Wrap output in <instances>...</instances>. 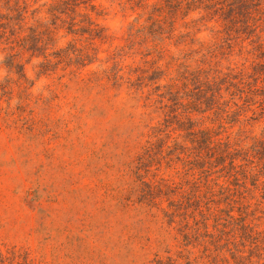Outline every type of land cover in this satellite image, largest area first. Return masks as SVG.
<instances>
[{
	"label": "rangeland",
	"instance_id": "rangeland-1",
	"mask_svg": "<svg viewBox=\"0 0 264 264\" xmlns=\"http://www.w3.org/2000/svg\"><path fill=\"white\" fill-rule=\"evenodd\" d=\"M185 160L209 209H183ZM0 252L264 264V0H0Z\"/></svg>",
	"mask_w": 264,
	"mask_h": 264
},
{
	"label": "trees",
	"instance_id": "trees-1",
	"mask_svg": "<svg viewBox=\"0 0 264 264\" xmlns=\"http://www.w3.org/2000/svg\"><path fill=\"white\" fill-rule=\"evenodd\" d=\"M64 4L66 6H69L71 12H75L74 9L78 6V3H64ZM55 8H56V6L51 8L52 15H54V13L56 12ZM89 9H90V12H94L97 16H100V15H98L96 13L97 6H95L94 4L89 3ZM63 10H66V9H63ZM87 21L90 24H93L92 22H90V19H87ZM95 27H97L96 24H95ZM93 30L95 31L96 29H93ZM95 36H100V35H95ZM6 66H8V67L19 66V68H20V65H18V63H17V61L15 59V55H12L8 59V61L6 62ZM179 79L184 81V82H182V84L185 85V86L187 85L186 83L188 82V80H190L185 75V73L181 74ZM171 90H172V86H171L170 91ZM200 91H204V90L200 89ZM171 92H170V94H171ZM186 92L190 93L191 91L187 90ZM172 94H173V96L175 98L180 97L182 99V97H181V95H180V93L178 91H173ZM209 98L211 100H213L215 98L213 93H211ZM209 98H207L206 100H209ZM201 104H203V103L200 102L199 99H197V100H195L194 98L190 99V100L186 99V103H185L184 106H186L188 109L186 110L185 119L188 122L191 121V114L193 112H197V113H200V114L205 112V110H201L200 109ZM198 133H199V136H196ZM198 133L197 132L195 133L193 130H191L189 134L193 135V136H196L194 140L198 144H202V149L204 151L209 152V153L214 151V149L217 147V145L219 143L212 141V138L209 135L208 130H201ZM216 143H218V144H216ZM229 149L230 148L226 147L225 150H223V151H221V152H219L217 154L214 153L213 160H219L220 161L219 164H222V166H223V163H224L225 159H227L228 160L227 164L234 168V164L233 163H234L235 157H233V155H231V151H229ZM184 164L187 166L186 167L188 169V170H186L187 172L194 171V170L197 169L198 170V175H199L200 178L199 179L198 178H193L191 183L188 184V189H187V192H186V194L184 196V201L182 203L183 204V209H201L202 205H203L204 209H209L208 205H209V202H211L209 196H212V192L210 191V188H208V184H206L207 180H206L205 174H206L207 171H204L203 167H196V166L194 167L192 165V163L189 162V160H185ZM198 180H203L204 187L207 189V192L203 193L202 195L196 190V187H197L196 186L197 185L196 182ZM142 184H145V182L142 183ZM214 185L218 186L219 190H221V191H224V190L227 189L225 187L217 185L216 183ZM207 195H209V196H207ZM169 207H171L173 209H180L177 206H175L172 202L169 203ZM0 264H32V263L30 261H26L25 259L19 260L13 254H11V256H7V255H4L2 252H0Z\"/></svg>",
	"mask_w": 264,
	"mask_h": 264
}]
</instances>
